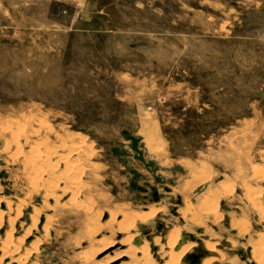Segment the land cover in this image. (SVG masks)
Masks as SVG:
<instances>
[{
	"label": "rangeland",
	"instance_id": "374dc122",
	"mask_svg": "<svg viewBox=\"0 0 264 264\" xmlns=\"http://www.w3.org/2000/svg\"><path fill=\"white\" fill-rule=\"evenodd\" d=\"M263 173L264 0H0V264H259Z\"/></svg>",
	"mask_w": 264,
	"mask_h": 264
},
{
	"label": "bare ground",
	"instance_id": "6f19581e",
	"mask_svg": "<svg viewBox=\"0 0 264 264\" xmlns=\"http://www.w3.org/2000/svg\"><path fill=\"white\" fill-rule=\"evenodd\" d=\"M76 140H77V139H76ZM72 141H74V140H72ZM74 142H76V141H74ZM15 144H16V143H15ZM72 146H73V145H72ZM72 146H70V148H71ZM17 148H18V146H17ZM31 148H32V147H31ZM74 148H75V147L73 146V148H71V149H74ZM76 148H77V147H76ZM80 148H81V145H80ZM82 149H83V148H82ZM82 149H81V150H82ZM74 150H76V149H74ZM30 151H33V150H30ZM36 151H37V150H36ZM76 151H77V150H76ZM76 151H75V152H76ZM77 152H78V151H77ZM79 152H80V151H79ZM43 153H44V152H43ZM39 154H41V153H39ZM44 155H45V154H44ZM36 156H37V155H36ZM79 156H80V155H79ZM48 157H49V156H48ZM33 158H34V157H33ZM34 159H35V158H34ZM66 159H67V157H66ZM45 160H46V159H45ZM62 160H63V159H62ZM84 162H85V161H84ZM28 163H29V162H28ZM35 164H36V163H35ZM39 167H40V166H39ZM56 171H57V169H56ZM30 172H31V171H30ZM44 172H46V171H44ZM73 172H74V171H73ZM256 172H257V171H256ZM31 173H32V172H31ZM50 174H51V173H50ZM50 174H49V175H50ZM63 174H64V173H63ZM63 174H62V175H63ZM74 174H75V173H74ZM40 175H41V174H40ZM49 175H48V176H49ZM52 175H54V174H52ZM262 175H264V173H263ZM54 176H55V175H54ZM54 176H53V177H54ZM56 176H58V175H56ZM72 176H73V175H72ZM37 177H38V176H37ZM37 177H36V178H37ZM51 177H52V176H51ZM40 178H41V176H40ZM47 178H48V177H47ZM49 178H50V177H49ZM44 179H45V178H44ZM50 179H51V178H50ZM71 179H72V178H71ZM71 179H70V180H71ZM40 180H41V179H40ZM47 180H48V179H47ZM43 181L46 183L45 180H43ZM43 181H42V182H43ZM65 181H66V180H65ZM259 181H260V180H259ZM33 182H34V181H33ZM37 182H39V181H37ZM42 182H41V183H42ZM77 182H78V181H77ZM47 186H48V185H47ZM56 186H57V185H56ZM56 188H57V187H56ZM71 188H72V187H71ZM73 188H74V187H73ZM76 188H77V187H76ZM80 188H81V187H80ZM53 189H54V188H53ZM70 190H71V189H70ZM74 191H75V189H74ZM78 191H79V190H78ZM31 192H32V191H31ZM76 192H77V191H76ZM27 194H28V193H27ZM44 197H45V196H44ZM28 202H29V201H28ZM253 202H254V201H253ZM89 203H90V202H89ZM253 204H254V203H253ZM255 206H256V205H255ZM9 220H10V219H9ZM33 221H34V220H33ZM37 222H38V221H37ZM35 227H36V226H35ZM133 229H134V228H133ZM45 235H46V234H45ZM8 236H10V235H8ZM26 236H27V235H26ZM12 237H13V236H12ZM12 237H11V238H12ZM6 238H7V237H6ZM7 240H8V239H7ZM8 242H9V241H8ZM4 244H5V243H4ZM7 244H8V243H7ZM7 244H6V245H7ZM13 244H14V243H13ZM111 244H112V243H111ZM111 244H110V245H111ZM259 244L262 245V246H260V251H261V252H259V253H258V252H255V253L252 255V259H251V260H252V261L259 262V264H264V236H262V235H260V237H259ZM108 245H109V244H108ZM7 246H8V245H7ZM15 246H16V245H15ZM106 247H107V246H106ZM258 247H259V246H258ZM258 247H257V248H258ZM9 248H10V247H9ZM18 248H19V247H18ZM173 248H174V247H172V246H169V247H168L169 251H171L172 253L175 252V251L173 250ZM1 249H2V248H1ZM9 250H10V249H9ZM13 250H15V248H14ZM7 251H8V250H7ZM15 251H16V250H15ZM15 251H14V252H15ZM14 252H12V253H14ZM12 253L10 252L11 255H12ZM24 262H25V261H24Z\"/></svg>",
	"mask_w": 264,
	"mask_h": 264
},
{
	"label": "water",
	"instance_id": "95a60500",
	"mask_svg": "<svg viewBox=\"0 0 264 264\" xmlns=\"http://www.w3.org/2000/svg\"><path fill=\"white\" fill-rule=\"evenodd\" d=\"M139 228L142 229L143 235H148V232L145 230V227H144V226L139 225ZM188 236H189L190 239H193V236H192V235H187V236L183 235L182 238H181V241H180V242L178 243V245L175 247V250H176V251L179 250V249L181 248V246L186 242V238H187ZM147 237L150 238L149 235H148ZM140 243H141V238H136V239L134 240V244H135V245H140ZM152 249L155 250L154 247H152ZM209 254H211V253H209Z\"/></svg>",
	"mask_w": 264,
	"mask_h": 264
}]
</instances>
